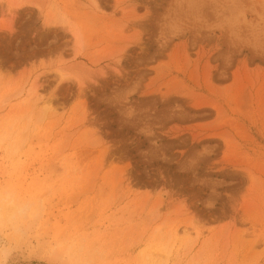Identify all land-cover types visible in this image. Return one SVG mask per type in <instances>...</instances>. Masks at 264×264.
Masks as SVG:
<instances>
[{
	"label": "rangeland",
	"instance_id": "1",
	"mask_svg": "<svg viewBox=\"0 0 264 264\" xmlns=\"http://www.w3.org/2000/svg\"><path fill=\"white\" fill-rule=\"evenodd\" d=\"M0 210V264H264V0H0Z\"/></svg>",
	"mask_w": 264,
	"mask_h": 264
},
{
	"label": "bare ground",
	"instance_id": "2",
	"mask_svg": "<svg viewBox=\"0 0 264 264\" xmlns=\"http://www.w3.org/2000/svg\"><path fill=\"white\" fill-rule=\"evenodd\" d=\"M14 3H15V2H14ZM14 3H12V4H14ZM15 5H17V3H16ZM75 34L77 35V33H75ZM33 91H34V90H33ZM32 94L35 95V91H34ZM33 95H32V96H33ZM33 99H34V98H33ZM37 99H38V97H37ZM31 100H32V98H31ZM34 101H36V100H34ZM34 106H35V105H34ZM7 203H8L7 205H9V202H7ZM11 203H12V202H11ZM1 205H2V204H1ZM14 205L17 207L16 204H14ZM14 205H13V206H11V205L9 206V208H8V209H10L9 212H8L9 215H10V214H11V215L13 214V212H14V210H13ZM15 209H16V208H15ZM0 211H1V210H0ZM16 211H17V210H16ZM0 215H1V214H0ZM176 226H177V225H176ZM168 227H169V226H168ZM178 228H179V227H175V226H174L173 230H172V229L170 230V231H172V232H169V233H168V234H169V237L172 238V239H171L172 241H176V239H177V234L180 235V234H179L180 231L178 232ZM180 230H181V229H180ZM182 230H184L183 233L186 234L185 231H186L187 229L184 228V229H182ZM168 231H169V230H168ZM168 231H167V232H168ZM180 236H182V234H181ZM170 238H169V239H170ZM179 240H181V239L179 238ZM179 240H178V241H179ZM181 241H182V240H181ZM178 245H180V244L178 243ZM163 246H164V245H162V248H161L160 246H158V247H159L158 249H159V250H164V249H165V246H164V247H163ZM163 248H164V249H163ZM155 249H156V247H155ZM158 249H157L156 251H158ZM164 251H165V250H164ZM164 251H163V252H164ZM158 252H159V251H158ZM161 252H162V251H161Z\"/></svg>",
	"mask_w": 264,
	"mask_h": 264
}]
</instances>
